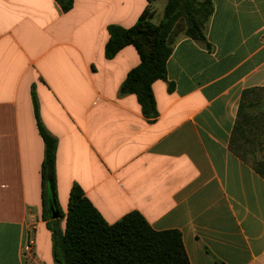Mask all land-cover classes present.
Instances as JSON below:
<instances>
[{
  "label": "crops",
  "instance_id": "1",
  "mask_svg": "<svg viewBox=\"0 0 264 264\" xmlns=\"http://www.w3.org/2000/svg\"><path fill=\"white\" fill-rule=\"evenodd\" d=\"M211 1L210 48L175 37L147 118L120 93L138 51L105 49L148 8L160 24L166 0H0V264H55L40 127L65 216L78 185L109 224L136 211L179 231L191 264H264V178L230 149L243 92L264 88V0Z\"/></svg>",
  "mask_w": 264,
  "mask_h": 264
},
{
  "label": "trees",
  "instance_id": "2",
  "mask_svg": "<svg viewBox=\"0 0 264 264\" xmlns=\"http://www.w3.org/2000/svg\"><path fill=\"white\" fill-rule=\"evenodd\" d=\"M56 1L65 12L74 6V0ZM166 1L160 24L152 22L154 12L148 8L131 28L110 26V38L105 49L107 59H113L127 46H134L138 51L141 63L128 74L120 93L135 94L147 118L158 116L152 85L167 78V63L173 53L177 33L181 31L206 47L211 46L205 28L214 13L212 1ZM40 132L46 146L43 163L44 217L54 219L53 213L57 216L50 226L55 264H191L179 231L157 232L136 211L115 224H109L78 185L72 188L65 216L57 191L58 142L43 127H40ZM230 149L264 178V88L243 92ZM64 217L63 230L60 220Z\"/></svg>",
  "mask_w": 264,
  "mask_h": 264
},
{
  "label": "built area",
  "instance_id": "3",
  "mask_svg": "<svg viewBox=\"0 0 264 264\" xmlns=\"http://www.w3.org/2000/svg\"><path fill=\"white\" fill-rule=\"evenodd\" d=\"M33 245H34L33 242H29L27 245L24 246V248H23L24 257H26V258H33L34 257Z\"/></svg>",
  "mask_w": 264,
  "mask_h": 264
},
{
  "label": "rangeland",
  "instance_id": "4",
  "mask_svg": "<svg viewBox=\"0 0 264 264\" xmlns=\"http://www.w3.org/2000/svg\"><path fill=\"white\" fill-rule=\"evenodd\" d=\"M180 25V24H179ZM181 26V25H180ZM182 27V26H181ZM178 30H179V28H178ZM177 34H183V32H181V31H179ZM263 155V154H262Z\"/></svg>",
  "mask_w": 264,
  "mask_h": 264
},
{
  "label": "water",
  "instance_id": "5",
  "mask_svg": "<svg viewBox=\"0 0 264 264\" xmlns=\"http://www.w3.org/2000/svg\"><path fill=\"white\" fill-rule=\"evenodd\" d=\"M52 210H53V209H52ZM56 217H57V216L53 213V218L56 219Z\"/></svg>",
  "mask_w": 264,
  "mask_h": 264
}]
</instances>
